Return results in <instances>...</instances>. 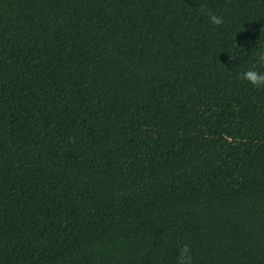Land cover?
Here are the masks:
<instances>
[{
	"label": "trees",
	"instance_id": "obj_1",
	"mask_svg": "<svg viewBox=\"0 0 264 264\" xmlns=\"http://www.w3.org/2000/svg\"><path fill=\"white\" fill-rule=\"evenodd\" d=\"M261 53L264 0H0V264H264Z\"/></svg>",
	"mask_w": 264,
	"mask_h": 264
},
{
	"label": "clouds",
	"instance_id": "obj_2",
	"mask_svg": "<svg viewBox=\"0 0 264 264\" xmlns=\"http://www.w3.org/2000/svg\"><path fill=\"white\" fill-rule=\"evenodd\" d=\"M207 9L205 7H200L199 13L201 15L205 14ZM209 18L216 25H221L224 21L223 16H218L214 13H209ZM259 59L264 61V53H261ZM244 80H247L253 86L264 85V73H259L256 71L248 70L240 74ZM192 254L189 245L184 244L178 249L177 262L176 264H192Z\"/></svg>",
	"mask_w": 264,
	"mask_h": 264
}]
</instances>
